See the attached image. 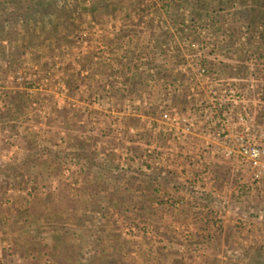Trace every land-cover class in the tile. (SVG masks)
<instances>
[{
  "label": "rangeland",
  "instance_id": "374dc122",
  "mask_svg": "<svg viewBox=\"0 0 264 264\" xmlns=\"http://www.w3.org/2000/svg\"><path fill=\"white\" fill-rule=\"evenodd\" d=\"M246 1L131 0L137 11L129 17L127 9L112 8L98 13L103 11L98 8V12L87 11L75 21L73 12L65 23L69 30L60 24L56 37L48 22L41 23L32 32L36 34L31 44L18 38L22 31L20 23L2 24L0 210L4 226L0 230V264H94L91 244L97 237L104 238L105 220L82 222L81 217L89 213L84 210L87 194L92 193L98 201L103 193H113L122 187L115 182L111 186L106 179L99 186L92 183L87 192H80L86 165L82 159L70 161L63 154L74 147L75 155L87 154L95 163L105 164H115L117 158L115 165L120 166V160L125 165H134L140 155L154 156V162L157 156L161 158L160 150L143 141L152 135L147 130V116L154 113L147 109L156 108L161 99L160 85L149 71L153 70L158 79L165 65L182 64L185 70V63L196 61L190 43L199 48L231 47V55L240 57L241 52L234 48L240 46L238 33L247 29L249 23L239 18L246 9ZM171 4L176 5L175 11L167 10ZM128 6L126 3L125 7ZM68 9L74 10L72 5ZM260 11L259 16L253 14L255 29L264 27V20L259 21L260 17L264 19V0ZM226 30L231 35L221 41L212 36L203 40L200 37L206 32H215L218 37ZM203 56L206 62L213 61L210 57L221 59L211 54L210 49L204 50ZM141 72L149 76L139 82L141 88L136 87L139 93L129 96L135 93L133 79H142L138 74ZM127 78H131L129 82ZM148 90L153 91L152 96ZM137 99L142 102L140 106L136 105ZM137 107L142 112L131 114ZM81 142L84 149L79 150ZM133 145L134 153L138 154L136 160L129 157ZM29 148L37 155L32 163L23 166L21 162L28 158ZM159 160L155 162L158 166ZM36 161L42 163L41 172ZM146 166L147 162L143 168ZM158 166L152 167L159 170ZM214 173L221 175V168L215 167ZM172 178L175 179L170 175L167 180L168 195L158 198L165 214L161 223L155 222V215L139 218L135 225L124 224L118 214L107 215L106 220L110 221L107 227L115 230L112 237L118 240L113 243L117 247L115 252L127 253L128 264H264V250L249 251L248 261L216 260L213 257L222 251L220 245L207 247L204 253L208 258L195 262L194 236L205 229L187 206L188 202L183 209L176 207L179 199L172 191L176 186ZM141 186L136 183L132 189L137 201L144 199ZM72 199L75 210H71ZM53 233L62 239L61 244H54L51 253L43 242L31 249L36 239ZM233 238L234 233L229 230L225 239L230 243ZM188 242L192 245L187 246ZM224 247L231 249L232 245ZM107 249L102 252L98 248L100 255H110L114 261L106 264H127L120 261L122 255L114 253L113 248Z\"/></svg>",
  "mask_w": 264,
  "mask_h": 264
},
{
  "label": "built area",
  "instance_id": "2783aa9c",
  "mask_svg": "<svg viewBox=\"0 0 264 264\" xmlns=\"http://www.w3.org/2000/svg\"><path fill=\"white\" fill-rule=\"evenodd\" d=\"M220 34L200 37L221 41L231 32ZM238 34L240 46L234 50L240 57L231 55V47L190 43L196 61L185 63L189 72L182 64L165 65L158 79L149 71L160 85L161 99L147 109L154 113L147 116V130L163 139L149 147L161 151L159 167L174 173L176 207L191 202L203 224L206 238L194 245L195 262L207 259V247L216 245L223 248L213 258L221 261H248L249 251L264 250V27ZM207 49L221 59L203 61ZM138 74V83L149 76ZM135 109L131 114L142 112ZM215 167L221 175H215ZM229 230L234 233L230 243L225 239Z\"/></svg>",
  "mask_w": 264,
  "mask_h": 264
},
{
  "label": "trees",
  "instance_id": "16d2710c",
  "mask_svg": "<svg viewBox=\"0 0 264 264\" xmlns=\"http://www.w3.org/2000/svg\"><path fill=\"white\" fill-rule=\"evenodd\" d=\"M86 0H0V34L4 33V27L3 23L7 24L9 22L13 24L20 23L22 25V31L19 33L18 38L23 41H29L30 44L33 39L35 38L36 33H32L37 30V27L39 24L48 22L50 24V30L53 29V36H57L59 25L63 24L64 28L69 30V26L65 24L69 17L74 12V15L76 16V20L81 19V16L87 11L91 13L98 12V8H102L103 11H99L98 13H105L106 10L111 11V9L120 8V9H127L129 12L126 13V16H130L131 14L135 13L137 11V5L135 2L131 3V0H104L105 3L101 0H93L94 2L91 4H86ZM107 2V3H106ZM102 3V4H101ZM129 3L128 8L125 7V4ZM54 4H56V7H54ZM72 5L74 10L71 11L68 9V7ZM101 5V7H100ZM246 9H244L241 14H239L240 20L249 22L247 24V29L250 31H255V22L253 16L255 14L260 15L261 13V7L263 6V0H248L245 2ZM176 5L167 6V10L171 12L176 10ZM56 8V10H55ZM166 10V11H167ZM57 14V15H56ZM254 14V15H253ZM216 15V13L214 14ZM218 15V14H217ZM256 16V15H255ZM259 21H263V17L259 18ZM18 39V40H19ZM1 45V43H0ZM135 74H132L134 76ZM131 78H127L128 80ZM134 86L135 88L132 89V93L130 96L136 95L139 93V90L137 89L140 87L138 83V79L134 78ZM127 82H124V86L126 87ZM137 87V88H136ZM141 88V87H140ZM126 90V89H124ZM150 96H152L153 91L148 90ZM132 124V121L129 122V125ZM152 135L149 134L144 138V142L149 146H154L156 144H161L163 142L162 137L159 135L158 138H152ZM84 144L81 142V145L79 147L80 149H84ZM134 146V145H133ZM123 147V146H122ZM119 146V149H123ZM71 149H66V152L63 154V158H66L68 160H76L82 159L84 161V165H86L85 169L83 168V171H85V180H84V186L79 191L87 192L90 188V184L94 183L95 185L99 186L98 183L100 181H104L106 179H109L110 185L112 186V182H115L118 184V186L122 187L119 189H116L113 191V193H103L104 195L99 198L100 200L95 201V196L90 194V196L87 194L88 202L84 206V210L88 211L87 217H81L84 218L82 222L91 223L94 220H105V223L103 224V237L107 238L104 239L102 237H97L93 239V242L91 244V251L90 253L94 256V264L96 262H102L103 264H106V262H114L112 261L110 255H100L98 248L103 252L105 250H108L107 248H113L112 251L117 254L122 255V262L130 263L128 259V254L125 252L118 253L115 252L117 250V247L115 248L113 246L114 242H117L118 240L115 239V237H112L115 230L109 229L107 225L110 221L106 220V217L108 214H118L121 218V222L124 224H137V220L139 218H145L147 216H150L151 218H154L153 215H155L156 223H161L163 220L162 209L163 205H161V200L164 196L168 195L170 192L169 189H167V180L170 175H174L172 171L161 169L157 164L155 163L157 160H159L160 157L157 156L156 161L154 162V156H144L140 155L139 162L135 163L134 165L128 164L125 165V163L119 161L120 164L115 165L117 163H95L94 160L87 154H77L75 155L76 151H74V147H69ZM134 149V150H132ZM132 150V151H131ZM29 155L26 160H23L21 162V165L24 166L26 163H32L33 160H35V156L37 155L32 148L28 149ZM135 146L130 149L129 157L134 160H136L137 153H134ZM80 153V152H79ZM120 154V153H119ZM118 154V156H119ZM116 156V155H115ZM121 157V156H120ZM128 161V160H127ZM130 161V160H129ZM142 161V163H141ZM148 164V166L143 168V164ZM155 163L154 165L152 163ZM160 162V160H159ZM37 168L38 171L41 172L40 166L42 163L37 162ZM47 164V163H46ZM45 164V165H46ZM51 163H48L49 165ZM152 166H158L160 169H154ZM148 168V169H147ZM146 169L148 171H146ZM164 172V173H162ZM174 181V185H176V180L172 178ZM96 181V183H95ZM99 181V182H98ZM169 181V180H168ZM136 183L142 184V190L144 195V199L142 201H137L136 199L138 197L135 196L132 189L133 186H135ZM78 191V192H79ZM175 192V195H177V192L179 191L178 186H174L173 190ZM105 192V191H103ZM154 198H160L158 200ZM176 198V197H173ZM177 199L179 197L177 196ZM73 200V199H72ZM75 201L73 200V207L71 210H75ZM155 204V205H154ZM190 208H193V204L189 202ZM193 213V212H192ZM147 215V216H146ZM4 226V220L2 218V212L0 210V230ZM110 235L104 236L106 233ZM195 240L194 242H198L201 240H204L206 238V235L204 231H201V233L194 236ZM61 236L55 235L53 233L51 236L48 237H42V239H36L34 241L33 247L31 248L33 250L34 247H37L40 245V243H44L48 253H51L52 248L54 247V244H61ZM59 240V241H58ZM58 241V242H57ZM48 242H51L50 244ZM28 244V243H27ZM191 243H187V246H191ZM30 245V244H29ZM31 247V245H30ZM97 247V249H96ZM91 256V255H89ZM89 258V257H88ZM117 262V261H116ZM158 264V263H157Z\"/></svg>",
  "mask_w": 264,
  "mask_h": 264
}]
</instances>
